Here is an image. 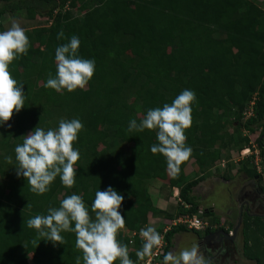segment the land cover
I'll return each mask as SVG.
<instances>
[{
  "label": "trees",
  "instance_id": "trees-1",
  "mask_svg": "<svg viewBox=\"0 0 264 264\" xmlns=\"http://www.w3.org/2000/svg\"><path fill=\"white\" fill-rule=\"evenodd\" d=\"M257 1L0 0V19L40 17L51 23L26 32L28 52L9 67L27 98L19 114L0 127V264H84L74 233H61L64 243L54 246L26 223L59 208L72 194L82 197L93 219L96 191L112 187L124 196L125 226L117 240L127 246L133 264L141 261L136 255L144 243L138 237L141 228L152 226L162 235L169 227L163 236L166 254L175 234L197 232L172 221L186 215L213 217L199 211L192 194L207 175L189 180L183 164L166 189L178 188L189 208L170 202L171 192L167 209L154 207L148 187L167 180L166 159L150 151L157 143L154 130L129 132L128 124L132 119L139 123L147 110L171 104L188 89L196 96L192 124L185 131L195 167L204 173L221 159V150L247 148L243 131L254 132L251 125L264 115V8ZM74 35L80 40L79 56L94 60L95 72L85 89L56 93L45 87L49 75L56 74L55 49ZM251 102V116L243 121ZM61 119L83 124L74 143L80 153L76 183L69 189L57 177L48 192L37 195L17 177L14 149L37 126L55 129ZM227 127H234L233 133ZM247 164L237 174L260 176ZM208 221L206 233L220 226L216 217ZM125 229L137 236L125 235ZM240 231L243 257L264 264V221L244 214Z\"/></svg>",
  "mask_w": 264,
  "mask_h": 264
},
{
  "label": "clouds",
  "instance_id": "clouds-1",
  "mask_svg": "<svg viewBox=\"0 0 264 264\" xmlns=\"http://www.w3.org/2000/svg\"><path fill=\"white\" fill-rule=\"evenodd\" d=\"M29 47L25 29L19 23L13 21L6 31H0V127L26 106L23 84L10 75L9 67L13 61L26 55ZM79 47L80 40L74 35L55 49L56 74L54 77L49 75L46 88L56 93L85 89L93 78L95 61L81 58ZM195 100V93L185 89L171 104L149 109L139 123L132 119L128 124L129 132L155 131L157 143L150 147V151L166 159L167 170L172 176L179 175L180 166L192 154V149L186 145L185 131L192 124L191 105ZM82 129L83 124L79 119H61L55 129L44 130L37 126L23 136L22 143H18L14 149L17 177H23L37 195L48 192L57 177L63 186L72 188L78 169L74 166L80 159L79 148L74 147V143ZM5 159L9 164L13 162L11 156ZM123 201L124 196L112 187L96 191L91 205L95 213L93 219L82 197L72 194L60 202L59 208H49L47 215H35L26 223L28 228L37 231L43 241L51 242L54 246L64 243L61 233H74L76 247L83 253L84 264H114L117 260L119 264H133L127 246L117 240L118 232L125 226V218L120 211ZM216 227L223 228L227 236H233L232 227H225L224 224ZM230 231L232 234H229ZM139 235L144 243L136 255L144 259L161 245L162 237L152 226L141 228ZM161 264H208V261L198 246H192L178 253L167 252Z\"/></svg>",
  "mask_w": 264,
  "mask_h": 264
},
{
  "label": "rangeland",
  "instance_id": "rangeland-1",
  "mask_svg": "<svg viewBox=\"0 0 264 264\" xmlns=\"http://www.w3.org/2000/svg\"><path fill=\"white\" fill-rule=\"evenodd\" d=\"M263 0H258L257 4L259 6H262L264 8V5L261 4ZM15 21L20 24L21 27L25 29V32L29 31L30 29H33L35 27H45L49 26L51 23L48 22L45 18H36L34 21H27L22 18L18 19H13L10 16L5 15L3 18L0 19V26L2 27L3 31H6L10 26L11 23ZM224 36L220 34L219 38H223ZM257 97V95H255ZM250 110H247V113L244 115V120L246 121L250 117ZM256 122V121H255ZM263 121H260L257 124L251 125L252 129L254 132H250L247 129L243 131L242 136H248V145L246 146L247 148L244 150L245 152L242 154L244 157L241 156V152L238 151L237 149H232L230 152H227V150H221V159L218 160L213 167L206 169L209 170L208 172H205L208 177H217L216 180H213L210 182L211 184H206L205 186H199L195 191V197L196 200H198V203L201 204V206L207 207L208 203L213 202L214 203V208L216 215L218 217H226L225 213L227 210H233L232 213V223L229 219H223L222 221L225 222L229 227H232V224L235 225L236 223V218L239 217L240 210L235 208V202H236V197L238 194V191L241 186V181L243 180V176L245 175L244 173L241 174H236V173H231L233 177H231V182L228 185H224L222 182V173H226L227 175L230 174L232 170H235V168L239 169L240 167H243V163H246L248 161L247 167L255 169V171L261 176L262 183H264V159L261 154V149L258 146L257 142L258 138L262 134V125ZM227 132L233 133L234 127H227ZM262 143L264 144V134L261 137ZM130 148L129 145L123 146V150L128 151ZM249 149V150H247ZM193 160H190V163L187 165L188 168L186 170L187 176L192 179L197 177V175L200 174L201 169L196 168L194 165ZM205 170V171H206ZM216 175V176H215ZM246 176V175H245ZM251 178V177H250ZM242 179V180H241ZM152 184V183H151ZM163 185V184H162ZM150 185L148 187V190L150 189ZM162 190L166 189L167 187L161 186L160 187ZM175 190H173L174 193ZM229 193L232 194L233 200L230 198ZM176 194V202L179 205H185L182 204L181 200L179 199V193L178 191L175 192ZM151 195L156 196L155 198H164L161 195L160 189L158 188L151 190ZM152 199V198H151ZM237 203V202H236ZM176 205V204H175ZM235 208V210H234ZM159 209V208H157ZM164 210V209H163ZM251 213H254L253 210L250 209ZM227 218V217H226ZM229 218V217H228ZM261 219L264 221V217H261ZM219 221V218H218ZM221 222V221H220ZM150 225V224H149ZM163 228H166L164 226ZM124 229V228H123ZM122 229V230H123ZM121 231V230H120ZM125 235H131L133 233L127 232L126 229L123 231ZM119 233V232H118ZM118 236V234H117ZM237 240H235L234 244V250L231 252V250H225L220 249L219 254H217V249L218 246H216V250L212 251L210 250L211 254H214L216 258V264H219V260H223V264H255L253 261H249L243 257L242 254V238H241V231L240 227L237 231ZM192 246H198V240L197 237L193 232L189 233H182L177 236L172 241V247L171 250L174 253H178L180 250L185 249V248H191ZM199 251L204 254L206 250L203 248H199ZM229 253V254H228ZM210 254V255H211Z\"/></svg>",
  "mask_w": 264,
  "mask_h": 264
},
{
  "label": "crops",
  "instance_id": "crops-1",
  "mask_svg": "<svg viewBox=\"0 0 264 264\" xmlns=\"http://www.w3.org/2000/svg\"><path fill=\"white\" fill-rule=\"evenodd\" d=\"M262 7V6H261ZM190 163V159L188 160V161H185L184 163H183V172H184V174H185V176H187V172H186V170H187V168H188V164ZM213 167V166H212ZM237 168H235V170H232L231 172H230V174H226V173H222V175H221V177H222V182L224 183V185H228L230 182H231V177H233L232 175H231V173H236L237 174ZM209 170H206L205 172H208ZM203 173V171H201L200 172V174L199 175H197V177H195V178H190V176L188 177L187 176V178L189 179V180H193V179H196V178H199V177H201L202 175H205L206 173ZM209 176V175H208ZM208 176H206V178L203 180V181H201L194 189H193V192H192V194H193V196H195V194H194V191L201 185V186H205L206 184H211L210 182H212L213 180H216V178L217 177H214V175H213V177H208ZM216 176V175H215ZM171 177V174L167 171V180H154L153 182H151L152 184H150V189L148 190V193H149V195H150V198H152L151 200H152V203H153V205H154V207L155 208H159V209H161V210H165V209H167V207L169 206V201L170 202H174V204H176L175 202H176V200H175V196H176V194H175V192H177L178 191V193H179V190H178V188H172V190H167V189H161L160 187L161 186H165V187H167L168 186V179ZM226 177H228V178H226ZM163 184V185H162ZM156 188H158V190L160 189V191H161V195L164 197V198H155L156 196H152L151 195V190H153V189H156ZM173 190H175L174 191V193H173ZM172 193V200H171V198H170V200L168 201V200H166V197H167V195H168V193ZM229 195H230V198L232 199L231 201H234L233 200V196H232V194L231 193H229ZM197 202H198V200H197ZM198 206H199V208H202L203 210H209L210 212H212V214H213V217H216V218H219V221H221L222 220V218L224 219H231V217H232V215H231V210H227V212H226V217H218L217 215H216V213L217 212H215L216 210H215V208H214V203L213 202H211V203H208L207 204V207H204V206H201V204L200 203H198ZM204 213H206V212H204ZM213 217H209V219L208 220H213ZM229 217V218H228ZM223 224H224V226L225 227H229L227 224H226V221H225V223L223 222ZM214 227H216V225L214 226ZM219 228V227H218ZM218 228H216V229H218ZM230 229V228H229ZM214 230L215 229H212V231L211 232H209V233H206L205 231H197L196 233H194L195 234V236L197 237V240H198V248H201V249H205L206 250V252L203 254L204 255V257L206 258V260L208 261V264H216V256L214 255V254H211L210 253V250H212V251H215L216 250V246L214 245V238L212 237V232H214ZM225 231V230H224ZM226 232V231H225ZM182 233H184V232H182ZM182 233H178V234H175L174 236H173V238H172V240H171V244H172V241L175 239V238H177V236L179 235V234H182ZM185 233H189V232H185ZM234 235H235V237H234ZM212 237V238H211ZM229 237V239L230 238H232V239H230V240H232L233 242L235 241V240H237V237H236V234H234L233 233V236L231 237V236H228ZM171 247H172V245H171ZM171 250V248L169 249V251ZM168 251V252H169ZM211 254V255H210ZM219 254V252H218V249H217V254L216 255H218ZM219 264H223V260H219Z\"/></svg>",
  "mask_w": 264,
  "mask_h": 264
},
{
  "label": "flooded vegetation",
  "instance_id": "flooded-vegetation-1",
  "mask_svg": "<svg viewBox=\"0 0 264 264\" xmlns=\"http://www.w3.org/2000/svg\"><path fill=\"white\" fill-rule=\"evenodd\" d=\"M262 134L258 138V142L261 149V154L264 159V144L262 143L261 137L264 134V115L262 120ZM243 179V180H242ZM241 180V186L238 191L236 202H235V208L240 210L239 217L236 218L235 225L232 224L233 230H235L238 226L241 225V218L244 214H247L248 216L253 217H264V183H262V180L260 176H255L252 178H249L247 176H243ZM234 208V210H235ZM200 212H207L209 210H203L202 208H199ZM250 209L253 210L254 213L250 212ZM233 211V210H231ZM227 212V211H226ZM229 214V213H228ZM227 214V215H228ZM232 215V213H231ZM226 216V213H225ZM233 218L229 219L230 221ZM240 222V224H239ZM232 223V221H231ZM223 225V221L221 220L220 226ZM239 229V228H238ZM237 229V231H238ZM236 231V235H237ZM212 237L214 238V245L218 246V252L220 249H227L231 250V252L234 250V242L230 239H228L227 232L224 231L223 228L215 229L214 232L211 233ZM211 237V238H212ZM229 254V253H228Z\"/></svg>",
  "mask_w": 264,
  "mask_h": 264
},
{
  "label": "built area",
  "instance_id": "built-area-1",
  "mask_svg": "<svg viewBox=\"0 0 264 264\" xmlns=\"http://www.w3.org/2000/svg\"><path fill=\"white\" fill-rule=\"evenodd\" d=\"M253 105H254V102H251L250 107H249L250 113L253 109L252 108ZM247 150H249V149H247ZM244 152H245L244 150L241 151L242 157H244L242 155ZM188 207L189 206H186V208H188ZM178 224L186 226L187 229H189V230H196V231H205L206 229H208L210 227V223H209L208 219H203L202 217H200L198 215H186L183 218H178V219L171 222V225H178ZM214 228H216V227H214ZM168 229H169L168 226H166V228H164L163 234L161 235V237H162L161 245L158 248L153 249L152 255L146 256L144 259H141V261L136 263V264H161L162 257L164 256L165 251H166V243L164 242L163 236ZM229 234H232V231H230ZM129 236L134 237L137 235H136V233L133 232L132 236L131 235H129ZM138 237L140 239H142V237H140L139 234H138Z\"/></svg>",
  "mask_w": 264,
  "mask_h": 264
},
{
  "label": "water",
  "instance_id": "water-1",
  "mask_svg": "<svg viewBox=\"0 0 264 264\" xmlns=\"http://www.w3.org/2000/svg\"><path fill=\"white\" fill-rule=\"evenodd\" d=\"M240 222H241V220H240ZM240 222H239V224H240ZM238 228H239V226L234 230V234H236V231ZM234 237H235V235H234ZM228 239H229V237H228ZM230 239H232V238H230Z\"/></svg>",
  "mask_w": 264,
  "mask_h": 264
}]
</instances>
